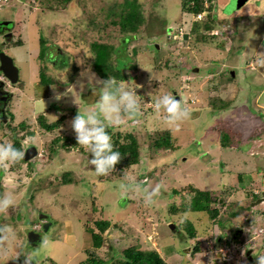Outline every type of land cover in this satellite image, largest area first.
<instances>
[{
  "label": "rangeland",
  "instance_id": "374dc122",
  "mask_svg": "<svg viewBox=\"0 0 264 264\" xmlns=\"http://www.w3.org/2000/svg\"><path fill=\"white\" fill-rule=\"evenodd\" d=\"M70 1L0 0V17L12 20L16 28V37L4 46L20 70V82L10 90L15 95L8 107L9 123L0 122V143L14 144L16 136L23 139L22 149L37 145L39 150L30 162L0 168V190L14 192L16 200L15 209L0 213V224L15 231L14 239L0 242V264H22L21 255L30 261L26 264L50 260L80 264L88 257L87 251L108 264L114 253L109 255L107 244L93 249L88 232L100 220L111 222L105 236L113 240L110 245L116 251L129 248L137 237L153 235L157 252L162 250L174 262L182 258L193 264L199 256L196 260L188 256L169 226L178 225L186 232L189 221L198 235L197 241L190 242L203 252L197 263H210L214 252L205 256L212 237L229 232L212 230L218 219L205 212L184 211L195 189L214 192L220 202L213 207L222 211L223 219L241 206L248 208L232 220L233 230L244 232L234 239L243 245L236 244L243 249L238 253L239 264H248V254L255 259L264 254V202L254 205L264 190V0H250L235 12L230 6L234 0H202L206 12L200 15L185 8L184 0H137L145 22L138 32L129 34L114 24L126 0ZM207 21L213 23L210 30L204 29ZM41 37L47 47L46 63L37 58ZM18 42L24 46L15 47ZM94 42L117 48L115 65H120V54L128 60L122 70L126 79L117 82L135 88L142 112L140 117L125 116L120 125L107 128L112 129V143L118 135L136 136L140 162L131 167L116 165L106 176L96 175L89 164L91 153L80 145L52 153L60 145H53L56 137L76 140L71 121L78 110L96 107L100 90L89 87L81 75L86 70L95 73L90 47ZM42 68L53 81L49 87L40 85L38 69ZM56 93L64 94L59 101ZM164 94L181 99L190 112L179 127L169 125L166 113L155 110V100ZM223 103L229 105L225 110L220 108ZM40 116L48 123L64 120L59 129L47 132L39 125ZM165 132H171L172 147L156 149L153 141ZM225 133L227 148L222 146ZM119 139L123 141V136ZM66 173L71 174L69 184L63 183ZM125 174L144 187L161 185L152 206L145 205L137 193L121 191ZM42 214L53 217V224L43 232L46 242L33 248L25 231L41 223ZM29 222L33 225L26 226ZM69 235L78 241L77 246L68 243ZM134 245L150 250L140 242Z\"/></svg>",
  "mask_w": 264,
  "mask_h": 264
},
{
  "label": "clouds",
  "instance_id": "9594fccd",
  "mask_svg": "<svg viewBox=\"0 0 264 264\" xmlns=\"http://www.w3.org/2000/svg\"><path fill=\"white\" fill-rule=\"evenodd\" d=\"M5 1H7V0H5ZM0 21H1L0 30L2 29V27H4L2 29V33H0V54L4 53L7 56L11 57L12 59L13 58L15 59V57L9 53L8 47L6 48L4 46L6 44H3V41H5V40L3 39L4 36H2V34H4L6 31L5 28L7 27V29H8L11 25H13V32H14L15 36H13L12 34H9V33H12V31L9 32V30L6 31V33L11 35V37H16V34H15L16 28H14V22L12 20L3 19L2 17H0ZM4 22H8V25H4ZM7 37H8V35H7ZM168 37H170V36H168ZM171 38L172 37H170V39ZM10 39H6L8 44L10 43V41H8V40H10ZM173 39H174V37H173ZM15 44H16L15 47H23L24 46V43L19 44V42H18V44L17 43H15ZM156 49H158V48H156ZM39 53H40V50H39ZM39 53H38V57H37L38 59H39ZM39 61H40V59H39ZM14 62H15V60H14ZM15 65H16V63H15ZM0 66H1V62H0ZM17 68H18V66H17ZM18 70H19V68H18ZM38 70H39L38 75L40 78V71L41 70L40 69H38ZM81 75H82V77L86 78V83L89 87L100 90V95H99V99L96 103V107L94 110H88V109H85L84 111L78 110V114L71 121V127L75 133L77 144L82 146L88 153H91L92 158L89 159V164L94 166V171H95L96 175L106 176L115 170V166L120 162V160L122 158L121 153L117 150H114L112 139H111V136L109 135V133L107 131V128L110 126L120 125L123 122V118L125 116H127L129 119H134V118L140 117V115H142L141 114L142 113L141 112V105L137 99L138 95L135 91V88L126 87L124 84L118 83L117 82L118 80H115L113 77H109L108 79L101 78V79H103V80H101V79H99L100 77L98 75L97 76L99 78L96 77V74L91 72L90 70H86ZM47 78H49V77L47 76ZM4 79L8 80L0 70V81H3L6 84L8 91H10L13 83H11L10 80H8L9 82H7ZM19 79H20V70H19ZM122 81H124V80H122ZM19 82L20 81L18 80L17 83H19ZM17 83H15V84H17ZM40 85H41V78H40ZM51 85H48L47 87H49ZM80 86H81V88H83L84 82H81ZM12 94H13V97H12V100H13L14 95H15L13 91H12ZM63 95L64 94L56 93L55 99L57 101H59ZM11 102H9V104ZM9 104L7 106L5 118L0 120V122H4L5 125H7L9 123V120H10V110L8 109ZM155 110L157 112H160L162 110L164 113H166L165 119H166L167 123L169 125H172L175 127H179V123L181 121H184L190 117V112L188 111V109L186 107L183 106L182 100L181 99L177 100L174 97V95H171V94H164V95L158 97L155 100ZM217 111H219V110H217ZM109 129H111V128H109ZM130 134H132V133H130ZM22 140H19L20 143ZM32 147H35L37 149V156L36 157H38L39 150H38L37 145L36 146L35 145H29L25 149H22V148H17L11 142L0 143V168L7 170L9 168L10 164H16V163L24 160V156L26 154V151ZM35 158H33V159H35ZM32 160H29V161L24 160V162H30ZM263 184H264V180H263ZM120 189L123 193L134 192V193L139 194L143 198V202L145 203V205L152 206L156 202V197L160 194L161 185L156 184L155 186L144 187V186H141L139 183H137L135 181L134 177H131V176H128L127 174H125L124 175V182L120 184ZM1 191L2 190H0V213H6L10 209L11 210L15 209V207H16L15 193L12 191H5L4 193H2ZM208 192H212V191H208ZM263 192H264V190L261 191V194H259L254 200L257 201V200L261 199L263 197ZM212 193L214 194V192H212ZM255 201H254V203H256ZM215 202L217 204V202H220V201L214 197L213 202L211 203V208L214 210H218V216L217 217L212 218L209 212H207V211H202V212L207 213L210 216V218L213 219L214 221L218 219L216 222H213V223L219 227L216 228V226L214 225L212 230H217L218 232L219 231L221 232V230L225 231V229H227L229 234L225 235V233H224V235H219L218 237L217 236L212 237V241H210V244L208 245V251H207V254L205 257L207 258L208 253L210 252V250H212L214 252L215 258L212 262L206 263V264H234V263L239 264V260L237 261L238 253L240 250H243V249H241V248L239 249V246H237L236 244H239L240 246L242 244L238 241H235L234 239L239 238V236L242 237L244 232H243V230H235V229L233 230L232 220L236 219V217L235 218L230 217V218H224L223 219L222 211H220L216 207H213V204ZM252 204H253V201H252ZM252 206H254V205H252ZM241 207H244V206H241ZM243 214L244 213H242L240 215H243ZM42 215H47L48 219L47 220H40L41 223L34 225V227L30 226L28 231H25V233L27 234V238H28L29 232H32V231L40 234V236H41V239L37 243H34V245L29 243V245L33 246V248L46 242L43 239V232H45L44 231V225L50 224L48 227V230L46 231V232H48L50 230L49 228L53 224V221H52L53 217H51L48 214H42ZM240 215H238V216H240ZM72 218H73V216L70 219H72ZM252 221L255 222V220H252ZM227 223H230V226H225V225H227ZM69 225H70V223H69ZM171 225L174 226V229L171 228ZM169 226H170L171 230L173 231V235L176 236L175 239L181 240V242H180L181 244L180 243L179 244L182 246L183 250L188 251L186 253L188 256L193 255V257H194L193 259L196 260L198 256L200 258V255H203V252L200 251L198 246H194L191 244L190 240H192V239L190 238V236L186 235V232L183 229H181L180 226H178V225L176 226L175 224H170ZM261 227L264 229V224H262ZM89 229H88V232H89ZM109 230H110V228L108 230H106L105 234H107V232ZM232 232H234L235 234L234 235L231 234ZM68 233L71 234L72 232H68ZM253 233H250L248 236L253 237L252 236ZM221 234H223V233L221 232ZM56 236L58 237V235H56ZM197 236L198 235L196 233V238H194V241L195 240L197 241V239H198ZM228 237H230V239L234 240V241L229 240ZM14 238H15L14 229L8 224H0V242H7V241H10L11 239H14ZM56 241H59V240L57 239ZM28 242H29V240H28ZM136 242H140L144 246L150 245L154 249L159 250V248L157 247V243H156L157 239L153 235H148L144 239H142V238L138 239V237H137L136 241L131 242L130 244H135ZM250 246H251V244H250ZM92 248H93V245H92ZM142 249H143V247H142ZM83 250L85 251V249H83ZM17 252H19V248H17ZM249 252L250 251H248L247 253H249ZM160 253H161L160 255L164 259H167L162 250L160 251ZM18 258L20 259V261H23V260L25 261L22 264H26L27 262H30V261H26L25 259H22L21 256ZM26 258H27V260H29L27 256H26ZM245 258H246V263H247V261H249L248 264H264V254L257 255L256 259L254 258V256L248 254V256H245ZM247 258H248V260H247ZM198 259L193 264H199V263H197ZM172 260H173L172 257L167 259V263L172 264ZM81 263L82 262H80V264ZM47 264H54V262L52 260H50ZM178 264H186V261L181 258L180 263H178Z\"/></svg>",
  "mask_w": 264,
  "mask_h": 264
},
{
  "label": "trees",
  "instance_id": "16d2710c",
  "mask_svg": "<svg viewBox=\"0 0 264 264\" xmlns=\"http://www.w3.org/2000/svg\"><path fill=\"white\" fill-rule=\"evenodd\" d=\"M124 2L125 3L123 5V9L120 13V19L117 21H114V24L120 28L122 33H128V34L136 33L139 31L140 27L144 25V22H145L144 16L142 14L141 4L137 2V0H126ZM189 4H191L192 7H190ZM203 4L204 3L202 0H184L182 3V5H184L185 8L188 7L187 9L195 15H200L206 12L205 6ZM209 17L211 18V15H209ZM212 25L213 23L211 21H207V23H204V29L210 30L212 29ZM45 43L46 42H45L44 37H41L39 59L42 63H46L48 61L47 47ZM19 44L21 43L19 42ZM90 47H91V53L93 54L91 56L92 62L91 61L90 62H91L94 72L100 78L108 79L109 77H113L115 80H118V81H122L126 79V76L122 70L124 66H126L129 62L127 59L123 60L124 57H122L120 54V57H118V60L120 61L119 62L120 65H115L113 59H114V55L117 54L118 50L114 45L107 44V43L105 44V43L94 42L90 45ZM130 54L132 55L133 51H131ZM65 65L67 67L69 66L68 63ZM65 65L62 64L61 67L66 68ZM40 78H41V84L45 86L51 85L53 82L50 78H47L45 68L41 69ZM228 107H229L228 104L223 103L220 108L222 110H225ZM63 120L64 119H61L56 122L48 123V120L46 119L45 116H40L39 125L45 131L52 132V131H55V129L60 128V125L62 124ZM107 131L109 135L112 136V132H111L112 130L107 129ZM170 133L171 132H168V133L165 132L164 134L156 138L153 141V146L156 149L171 148L172 147V144H171L172 136ZM119 136H123V141L119 139ZM221 136H222V146L224 148L229 147L230 143L228 141L229 139L227 138V134L225 133ZM74 138L75 137L71 138L69 136L56 137L52 141V143L53 145H58V144L60 145L53 148L52 153L55 154L59 149L60 150L61 149L62 150H69V149L72 150V148L78 146L77 141L74 140ZM13 139H14V145L17 148H22L19 139L16 136H14ZM72 141H74V143L72 144V147H71L69 146V144ZM113 146H114V150L119 151L122 157L120 162L117 165L121 167H131L132 165H136L140 162V158H141L140 145H139L138 139L133 134L127 133L124 135L116 136V139L113 142ZM22 161L24 162V160ZM2 175H3V172L0 173V178L2 177ZM70 175L71 174L69 173L65 174L64 180H63L64 184L71 183ZM194 191L196 193L194 195V199H192V202L187 208L184 209V211H188V210L193 211V212L207 211L210 213L212 218L217 217L218 210H214L211 208V203L213 202V199L215 197L214 194L212 192L196 190V189ZM247 211H248L247 207H239L234 212H232L230 216L235 218L238 215L245 213ZM29 224L33 225L32 222H29L26 226H28ZM110 226H111L110 221L100 220L95 223V227L97 230L92 229V228L89 229V233L91 234V237H92L93 249L99 250L107 244L109 255L111 253H114V256H112L110 260H108V264H169L160 255V253L157 252L150 245H148L150 250H141L138 248L137 245L130 244L131 246L129 248L124 249L123 251H121V249L116 251L115 248L112 245H110L113 243V240L108 239L105 236V232L106 230L110 228ZM184 227H185L186 232L189 233L191 239L196 238V235H195L196 229L193 228V225L189 221L185 222ZM21 235H22L21 238L24 240L25 237L23 236L22 233ZM125 236L126 235L124 234L122 237H125ZM87 254H88V257L81 264H104L101 261V259L94 256L93 252L87 251ZM178 263H180V260L178 262H174V260H172V264H178Z\"/></svg>",
  "mask_w": 264,
  "mask_h": 264
},
{
  "label": "water",
  "instance_id": "95a60500",
  "mask_svg": "<svg viewBox=\"0 0 264 264\" xmlns=\"http://www.w3.org/2000/svg\"><path fill=\"white\" fill-rule=\"evenodd\" d=\"M250 0H234L230 6H232V9L234 12L237 10H240L245 6ZM4 25H8V22H4ZM158 48V46H156ZM0 70L4 74V76L11 81V83L15 84L19 80V70L17 66L15 65L14 60L7 56L4 53L0 54ZM37 156V149L35 147H32L26 151V154L24 156L25 161L32 160ZM264 201V192H263V197L257 201H255V204H259L260 202ZM254 204V205H255ZM48 216L47 215H41L40 220H47ZM50 224H45L44 225V231L46 232L48 230ZM171 228L174 229V226L171 225ZM41 239L40 234L35 233V232H29L28 234V240L29 243L33 244L37 243Z\"/></svg>",
  "mask_w": 264,
  "mask_h": 264
},
{
  "label": "flooded vegetation",
  "instance_id": "af4514ba",
  "mask_svg": "<svg viewBox=\"0 0 264 264\" xmlns=\"http://www.w3.org/2000/svg\"><path fill=\"white\" fill-rule=\"evenodd\" d=\"M0 23H1V21H0ZM3 28L4 27H2V29ZM2 29L0 30V33H2ZM5 29H6V31L9 30V32L12 31V33H9V34H12L13 36H15L14 35V32H13V25H11L8 29H7V27ZM6 31H5L4 34H2V36H4L3 39L5 40V41H3V44H6L7 45L8 42H7L6 39H10L12 37H11V35L7 34ZM7 35H8V37H7ZM4 80H6V79H4ZM6 81L9 82L8 80H6ZM12 97H13L12 92L8 91V88L6 87V84L3 81H0V120H2L3 118H5L6 111H7V106L9 104V102L12 101ZM231 234L234 235L235 233L232 232Z\"/></svg>",
  "mask_w": 264,
  "mask_h": 264
},
{
  "label": "crops",
  "instance_id": "0c3cea01",
  "mask_svg": "<svg viewBox=\"0 0 264 264\" xmlns=\"http://www.w3.org/2000/svg\"><path fill=\"white\" fill-rule=\"evenodd\" d=\"M70 234V233H69ZM72 236L71 235H69V237H68V243H70V244H72L73 246H77L78 245V241H76V240H74V239H72L71 238ZM65 241V237L63 238V242ZM60 242H62V241H60ZM58 243V241H54V243H53V245L54 244H57ZM81 249L83 250L84 248H83V246L81 247ZM80 249V250H81ZM51 252V254H53L52 253V251H50ZM81 253H82V251H80ZM84 252V251H83ZM81 253H79L78 255H77V257H79L80 255H81Z\"/></svg>",
  "mask_w": 264,
  "mask_h": 264
}]
</instances>
